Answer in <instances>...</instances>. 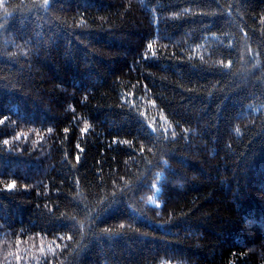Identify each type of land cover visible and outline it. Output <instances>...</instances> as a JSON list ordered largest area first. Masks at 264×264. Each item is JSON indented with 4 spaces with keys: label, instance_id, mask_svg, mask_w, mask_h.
<instances>
[{
    "label": "trees",
    "instance_id": "16d2710c",
    "mask_svg": "<svg viewBox=\"0 0 264 264\" xmlns=\"http://www.w3.org/2000/svg\"><path fill=\"white\" fill-rule=\"evenodd\" d=\"M0 264H264V0H3Z\"/></svg>",
    "mask_w": 264,
    "mask_h": 264
},
{
    "label": "snow or ice",
    "instance_id": "6c2138e0",
    "mask_svg": "<svg viewBox=\"0 0 264 264\" xmlns=\"http://www.w3.org/2000/svg\"><path fill=\"white\" fill-rule=\"evenodd\" d=\"M43 2H44L45 5H47L48 2H49V0H43ZM0 3H3V0H0ZM148 47L151 48L152 45L149 44ZM229 63H231V62H229ZM4 143L7 144L8 141L5 140ZM77 159H79V156H77ZM16 184H17V181H16V180H11V181H10L9 183H7L4 187H5L6 190H12V189H14V188L16 187ZM25 187H26V186H25ZM17 259H19V257H17Z\"/></svg>",
    "mask_w": 264,
    "mask_h": 264
}]
</instances>
